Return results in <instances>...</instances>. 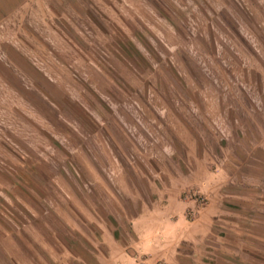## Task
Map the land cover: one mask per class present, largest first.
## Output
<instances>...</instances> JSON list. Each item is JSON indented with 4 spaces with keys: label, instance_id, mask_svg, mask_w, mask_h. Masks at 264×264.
Segmentation results:
<instances>
[{
    "label": "rangeland",
    "instance_id": "374dc122",
    "mask_svg": "<svg viewBox=\"0 0 264 264\" xmlns=\"http://www.w3.org/2000/svg\"><path fill=\"white\" fill-rule=\"evenodd\" d=\"M5 25L60 110L0 82V264H264V0H30Z\"/></svg>",
    "mask_w": 264,
    "mask_h": 264
},
{
    "label": "crops",
    "instance_id": "0c3cea01",
    "mask_svg": "<svg viewBox=\"0 0 264 264\" xmlns=\"http://www.w3.org/2000/svg\"><path fill=\"white\" fill-rule=\"evenodd\" d=\"M28 1L30 2V0H0V30L2 29L5 33L4 28L7 18L19 15L23 11L25 4L29 3ZM0 82L6 87H10L12 94L20 97H23V93L29 95L31 100L28 103L35 106H32L33 109L37 110V105L38 107H43V109H46L48 112H54L59 115L60 106L54 100L55 93L51 91L52 89H49V87L55 85L54 81L43 68L39 66L35 58H30L23 54L15 44H0ZM44 89L49 90L46 91ZM182 124L184 123L181 122L180 127L183 129V133L189 134L187 131L188 128ZM254 139L251 147L255 149V151H258V153L251 154L250 158L264 160V136L259 135ZM184 142L188 145L185 139ZM107 240L112 242L108 237ZM77 248L82 253L89 252L88 248ZM62 249L64 248H61V255L58 256L56 263L53 262V264H76V260L86 264L81 254L68 251L67 248H65L66 252L63 253ZM98 258V264H110L106 263V261H108L106 256Z\"/></svg>",
    "mask_w": 264,
    "mask_h": 264
}]
</instances>
